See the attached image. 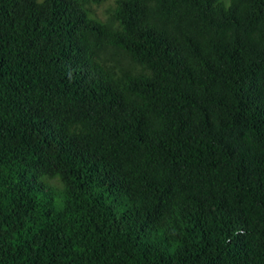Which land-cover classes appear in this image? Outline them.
I'll list each match as a JSON object with an SVG mask.
<instances>
[{
  "label": "trees",
  "instance_id": "1",
  "mask_svg": "<svg viewBox=\"0 0 264 264\" xmlns=\"http://www.w3.org/2000/svg\"><path fill=\"white\" fill-rule=\"evenodd\" d=\"M104 2L0 0V264H264V0Z\"/></svg>",
  "mask_w": 264,
  "mask_h": 264
},
{
  "label": "clouds",
  "instance_id": "2",
  "mask_svg": "<svg viewBox=\"0 0 264 264\" xmlns=\"http://www.w3.org/2000/svg\"><path fill=\"white\" fill-rule=\"evenodd\" d=\"M37 2L41 3L42 0H37ZM228 6L230 5L227 3V0H226L225 7H228ZM40 180L46 183L49 187L55 190H58V191L64 190L66 187L59 173H56L52 176L43 175L40 177Z\"/></svg>",
  "mask_w": 264,
  "mask_h": 264
},
{
  "label": "rangeland",
  "instance_id": "3",
  "mask_svg": "<svg viewBox=\"0 0 264 264\" xmlns=\"http://www.w3.org/2000/svg\"><path fill=\"white\" fill-rule=\"evenodd\" d=\"M114 1L115 0H105V2L102 5L95 8L96 13L100 15L102 13L103 15H105L106 8L112 5Z\"/></svg>",
  "mask_w": 264,
  "mask_h": 264
}]
</instances>
